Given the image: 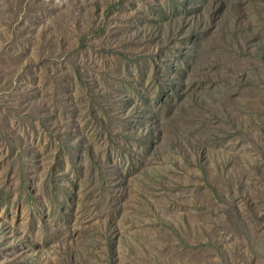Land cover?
<instances>
[{
	"label": "rangeland",
	"instance_id": "obj_1",
	"mask_svg": "<svg viewBox=\"0 0 264 264\" xmlns=\"http://www.w3.org/2000/svg\"><path fill=\"white\" fill-rule=\"evenodd\" d=\"M0 264H264V0H0Z\"/></svg>",
	"mask_w": 264,
	"mask_h": 264
},
{
	"label": "trees",
	"instance_id": "obj_2",
	"mask_svg": "<svg viewBox=\"0 0 264 264\" xmlns=\"http://www.w3.org/2000/svg\"><path fill=\"white\" fill-rule=\"evenodd\" d=\"M220 1H222L223 2V0H220ZM241 5H244V4H242L241 3ZM252 7L253 6H255V4L254 3H252V5H251ZM212 7L211 6H207V4H206V7H204L203 9H200L199 11H201V10H205V11H207V10H209V9H211ZM241 8H242V6H241ZM240 8V9H241ZM195 55L194 56H192V58L190 57V63H195V62H197L198 60H200L201 59V55L199 54V53H194ZM198 55V56H197ZM199 56H200V58H199ZM205 58H207V60H208V62H215L214 60V58L210 55L209 56V54H207L206 53V55H205ZM193 64L190 66L191 68H192V66H193ZM188 66H189V64H188Z\"/></svg>",
	"mask_w": 264,
	"mask_h": 264
}]
</instances>
